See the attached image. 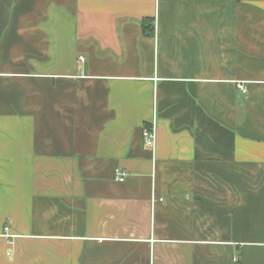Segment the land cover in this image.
Masks as SVG:
<instances>
[{
  "label": "crops",
  "instance_id": "0c3cea01",
  "mask_svg": "<svg viewBox=\"0 0 264 264\" xmlns=\"http://www.w3.org/2000/svg\"><path fill=\"white\" fill-rule=\"evenodd\" d=\"M6 226L0 264H264V0H0Z\"/></svg>",
  "mask_w": 264,
  "mask_h": 264
},
{
  "label": "built area",
  "instance_id": "2783aa9c",
  "mask_svg": "<svg viewBox=\"0 0 264 264\" xmlns=\"http://www.w3.org/2000/svg\"><path fill=\"white\" fill-rule=\"evenodd\" d=\"M79 61L82 62L83 58L79 57ZM237 88L242 92L246 93V89L243 86V84H237ZM142 139H143V144L147 149H150L154 151L155 148V143H156V131H155V123L153 122L152 124L144 127L142 129ZM125 179V174L121 172H117V180L118 182H123ZM1 238H4L6 240H11L14 239L15 236L9 235V227L6 226L3 228L2 233L0 234Z\"/></svg>",
  "mask_w": 264,
  "mask_h": 264
},
{
  "label": "trees",
  "instance_id": "16d2710c",
  "mask_svg": "<svg viewBox=\"0 0 264 264\" xmlns=\"http://www.w3.org/2000/svg\"><path fill=\"white\" fill-rule=\"evenodd\" d=\"M143 28H144V33L146 34V33H147V30H148L149 28H145V26H143Z\"/></svg>",
  "mask_w": 264,
  "mask_h": 264
}]
</instances>
